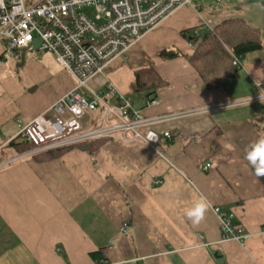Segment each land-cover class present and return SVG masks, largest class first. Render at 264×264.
Returning a JSON list of instances; mask_svg holds the SVG:
<instances>
[{
  "label": "crops",
  "instance_id": "1",
  "mask_svg": "<svg viewBox=\"0 0 264 264\" xmlns=\"http://www.w3.org/2000/svg\"><path fill=\"white\" fill-rule=\"evenodd\" d=\"M236 17L264 30V0H192L90 80L103 92L113 83L143 118H163L140 128L158 134L161 155L140 139L102 138L54 155L8 146L74 80L52 54L25 49L13 59L0 40V264H264V184L246 159L264 137V100L239 102L264 81V34L213 88L190 64L194 46L182 35ZM168 47L182 55H157ZM148 66L165 81L151 98L132 88ZM89 113L87 127L99 120ZM201 196L211 207L194 226L185 212ZM213 207L234 213L242 242L221 239Z\"/></svg>",
  "mask_w": 264,
  "mask_h": 264
},
{
  "label": "built area",
  "instance_id": "2",
  "mask_svg": "<svg viewBox=\"0 0 264 264\" xmlns=\"http://www.w3.org/2000/svg\"><path fill=\"white\" fill-rule=\"evenodd\" d=\"M191 1L35 0L27 4L26 0H0V40L5 41L4 55L19 59L25 49L50 53L74 80L68 91L21 128L20 135L33 145L31 153L111 138L125 142L140 139L160 154L158 134L151 128L142 133L140 128L150 127L163 118H143L133 108L131 97L113 83L105 81L103 92L93 89L90 80L105 75L113 60L125 58L127 50L148 31L177 9L191 5ZM35 39H40L37 48L32 44ZM226 49L235 70H239L240 56L232 47ZM256 86L259 94L239 102L264 100V81ZM98 109H102L98 122L87 127L82 122L85 112ZM193 113L196 112L183 115ZM150 133L155 134L154 139H149ZM163 134L170 137L168 132ZM209 166L206 163L203 168ZM212 209L218 218L221 239L242 242L246 234L234 224V213L220 207ZM127 230L125 223L122 231Z\"/></svg>",
  "mask_w": 264,
  "mask_h": 264
},
{
  "label": "trees",
  "instance_id": "3",
  "mask_svg": "<svg viewBox=\"0 0 264 264\" xmlns=\"http://www.w3.org/2000/svg\"><path fill=\"white\" fill-rule=\"evenodd\" d=\"M263 34L264 30L253 27L238 17L223 19L212 26L211 29H204L202 31L198 29H188L182 32V35L194 46V50L188 57V60L208 88L220 86L223 80L229 78L236 72L226 46L232 47L237 55L242 56L261 48L260 40ZM157 55L163 59H170L181 56L182 54L180 51L168 47L160 50ZM164 84L165 81L161 78L156 69L153 66H148L135 72V80L132 88L133 92L145 93L148 98H151L155 95L156 90ZM101 110L102 109H98L96 112L91 113L100 116L102 114ZM89 112L90 111L85 112L84 120L90 118ZM95 140L97 139L88 140L71 146L48 149L37 152V154L49 153L54 155L55 151L63 148L72 146L83 147L84 145L92 146L91 144L95 142ZM12 145H19L21 147L19 150L20 154L29 148H33V145L27 142L23 137L20 142L14 143V141H10L8 143V146ZM258 179L264 184V176H260ZM234 224L240 226L236 221Z\"/></svg>",
  "mask_w": 264,
  "mask_h": 264
},
{
  "label": "clouds",
  "instance_id": "4",
  "mask_svg": "<svg viewBox=\"0 0 264 264\" xmlns=\"http://www.w3.org/2000/svg\"><path fill=\"white\" fill-rule=\"evenodd\" d=\"M154 133L149 134V139H154ZM246 159L253 166L255 175L264 176V137L255 141L246 152ZM211 204L206 197L201 196L190 207L185 215L194 226H198L205 218Z\"/></svg>",
  "mask_w": 264,
  "mask_h": 264
},
{
  "label": "water",
  "instance_id": "5",
  "mask_svg": "<svg viewBox=\"0 0 264 264\" xmlns=\"http://www.w3.org/2000/svg\"><path fill=\"white\" fill-rule=\"evenodd\" d=\"M39 41H40V39H35V40L32 42V44H33V46H34L35 48L38 47V45H39Z\"/></svg>",
  "mask_w": 264,
  "mask_h": 264
},
{
  "label": "rangeland",
  "instance_id": "6",
  "mask_svg": "<svg viewBox=\"0 0 264 264\" xmlns=\"http://www.w3.org/2000/svg\"><path fill=\"white\" fill-rule=\"evenodd\" d=\"M29 1H34V0H26V3L28 4ZM83 123H86V121L84 119H82Z\"/></svg>",
  "mask_w": 264,
  "mask_h": 264
},
{
  "label": "bare ground",
  "instance_id": "7",
  "mask_svg": "<svg viewBox=\"0 0 264 264\" xmlns=\"http://www.w3.org/2000/svg\"><path fill=\"white\" fill-rule=\"evenodd\" d=\"M251 102V101H250Z\"/></svg>",
  "mask_w": 264,
  "mask_h": 264
}]
</instances>
